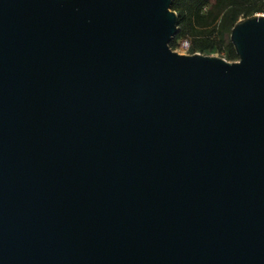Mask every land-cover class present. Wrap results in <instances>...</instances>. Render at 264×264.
I'll list each match as a JSON object with an SVG mask.
<instances>
[{"label":"water","instance_id":"water-1","mask_svg":"<svg viewBox=\"0 0 264 264\" xmlns=\"http://www.w3.org/2000/svg\"><path fill=\"white\" fill-rule=\"evenodd\" d=\"M172 3L0 0V264H264V15Z\"/></svg>","mask_w":264,"mask_h":264},{"label":"trees","instance_id":"trees-1","mask_svg":"<svg viewBox=\"0 0 264 264\" xmlns=\"http://www.w3.org/2000/svg\"><path fill=\"white\" fill-rule=\"evenodd\" d=\"M171 10L178 18L171 50L187 41L191 55L226 50L225 59L232 62L238 59L229 41L231 29L239 19L264 13V0H173Z\"/></svg>","mask_w":264,"mask_h":264},{"label":"rangeland","instance_id":"rangeland-1","mask_svg":"<svg viewBox=\"0 0 264 264\" xmlns=\"http://www.w3.org/2000/svg\"><path fill=\"white\" fill-rule=\"evenodd\" d=\"M212 1L213 0H211V2ZM188 48H189V44H188L187 41H178L177 42V46L175 48H173L172 51L176 52L179 55H191L188 52ZM202 55L212 56V57H220V58H224L225 59L226 50H223L222 52L211 51V52L203 53ZM235 61H237V60H235ZM235 61H232V62H235Z\"/></svg>","mask_w":264,"mask_h":264},{"label":"built area","instance_id":"built-area-1","mask_svg":"<svg viewBox=\"0 0 264 264\" xmlns=\"http://www.w3.org/2000/svg\"><path fill=\"white\" fill-rule=\"evenodd\" d=\"M260 15H264V13H261Z\"/></svg>","mask_w":264,"mask_h":264}]
</instances>
